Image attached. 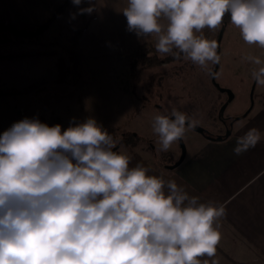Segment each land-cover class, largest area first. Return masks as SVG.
Instances as JSON below:
<instances>
[{
    "label": "clouds",
    "instance_id": "clouds-1",
    "mask_svg": "<svg viewBox=\"0 0 264 264\" xmlns=\"http://www.w3.org/2000/svg\"><path fill=\"white\" fill-rule=\"evenodd\" d=\"M73 13L91 14L94 7ZM127 30L155 37L161 55L191 61L208 75L220 63L219 30L225 15L249 46L264 49V0H127ZM251 78L264 87V60L246 55ZM200 121L172 108L152 129L167 152ZM262 139L257 128L237 137L242 155ZM94 117L66 129L37 117L0 134V264H219L223 204L202 202L175 180L150 175ZM207 257L209 259L201 258Z\"/></svg>",
    "mask_w": 264,
    "mask_h": 264
},
{
    "label": "rangeland",
    "instance_id": "rangeland-1",
    "mask_svg": "<svg viewBox=\"0 0 264 264\" xmlns=\"http://www.w3.org/2000/svg\"><path fill=\"white\" fill-rule=\"evenodd\" d=\"M91 5V14H78L73 19L71 14L78 8L69 0L41 33L0 29V134L25 117H37L49 126L60 124L66 129L73 118L80 122L91 116L117 141L122 133L132 132L152 144L148 148L140 141L118 143L114 150L148 148L151 155L176 161L179 141L167 152L158 151L151 121L157 114H168L174 107L194 116L214 137L228 132L220 117L233 122L230 134L239 121L253 114L260 87L251 78L255 66L242 57L264 60V49L247 45L231 21L219 30H203L206 38L214 40L223 30L215 82L230 89L233 97L220 113L227 94L191 61L180 58L130 72L129 62L136 49L142 43L155 47L156 38L138 39L127 30L122 14L127 0H91ZM80 7H89L88 0ZM213 66L209 65L211 69ZM250 106L249 114L238 118ZM205 138L193 129L187 131L181 139L185 154Z\"/></svg>",
    "mask_w": 264,
    "mask_h": 264
},
{
    "label": "crops",
    "instance_id": "crops-1",
    "mask_svg": "<svg viewBox=\"0 0 264 264\" xmlns=\"http://www.w3.org/2000/svg\"><path fill=\"white\" fill-rule=\"evenodd\" d=\"M68 1L0 0V29L41 33ZM250 128L260 130L261 141L242 155H235L237 137ZM117 151L131 156L130 167L140 163L150 175L175 180L202 202L225 206L226 215L218 222L221 240L215 258L219 264H264V87L258 91L253 114L239 121L236 131L221 140L206 137L195 143L172 169L159 166L148 148Z\"/></svg>",
    "mask_w": 264,
    "mask_h": 264
},
{
    "label": "trees",
    "instance_id": "trees-1",
    "mask_svg": "<svg viewBox=\"0 0 264 264\" xmlns=\"http://www.w3.org/2000/svg\"><path fill=\"white\" fill-rule=\"evenodd\" d=\"M230 16L225 15L223 19L222 26L230 22ZM36 34V33H32ZM31 34V35H32ZM177 58H174L172 55H167L165 57H160L157 55L155 47L152 44L149 43H142L139 48L136 49L134 56L129 62V70L130 72H134V70L137 67L140 68H149L154 66H159L166 64L172 60H175ZM135 141H140L146 143L148 148H152V144L150 143V139L143 138L139 134L132 133V132H124L122 133L121 139L119 140V143L124 144H130L134 143ZM118 146V145H117ZM164 156L162 158L160 156H155V160L159 166H165L174 163L175 161H164Z\"/></svg>",
    "mask_w": 264,
    "mask_h": 264
},
{
    "label": "water",
    "instance_id": "water-1",
    "mask_svg": "<svg viewBox=\"0 0 264 264\" xmlns=\"http://www.w3.org/2000/svg\"><path fill=\"white\" fill-rule=\"evenodd\" d=\"M222 32H223V30L221 29V30L219 31V33H218V36H217V39H216L217 43H219V40H220L221 35H222ZM217 65H218V64L214 65L213 68H212V72H214L215 74H216V70H217ZM210 78H211V81H212L213 85H214V86H215L220 92H225V93L227 94V100L222 104V106H221L220 109H219L220 113H222V112L224 111V109H225L227 103L232 99L233 94H232V92L230 91V89H228V88H224V87H221V86H219L218 83L215 82V75H210ZM251 106H252V105H251ZM250 108H251V107H250ZM250 108L248 109V111L250 110ZM248 111H247V112H248ZM247 112L244 113V114H242V115H241L240 117H238V118H241V117L245 116V115L247 114ZM193 130H195V131H197V132H199V133H201V134H204V133H205V129H203V128L200 127L199 125H197ZM228 133H229V132H227L224 136H217V137L206 136V137L209 138V139L221 140V139H223L224 137H226V136L228 135ZM179 143H180V155H179L178 159H177L174 163L169 164V165H166V168L172 169V168L176 167V166H177V165L183 160V158H184V156H185V147H184V145H183L182 140H180Z\"/></svg>",
    "mask_w": 264,
    "mask_h": 264
},
{
    "label": "flooded vegetation",
    "instance_id": "flooded-vegetation-1",
    "mask_svg": "<svg viewBox=\"0 0 264 264\" xmlns=\"http://www.w3.org/2000/svg\"><path fill=\"white\" fill-rule=\"evenodd\" d=\"M251 107V106H250ZM251 109L252 108H250V110L247 112L246 110L244 111V113H246L247 112V114L245 115V116H247L248 114H249V112L251 111ZM244 113H242V114H244ZM241 116V115H240ZM244 116V117H245ZM221 118V122L223 123V125H225L226 127H227V130H228V132H229V130L232 128V125H233V122L232 121H229L228 123L226 122V120H225V118H223V117H220ZM235 121V120H234ZM204 136H211V137H214V136H212L211 134H209V132H207L206 130H205V133L203 134ZM225 135V134H224ZM223 135V136H224ZM217 136H220V135H217ZM216 136V137H217Z\"/></svg>",
    "mask_w": 264,
    "mask_h": 264
}]
</instances>
